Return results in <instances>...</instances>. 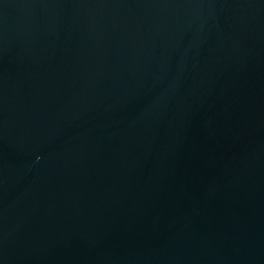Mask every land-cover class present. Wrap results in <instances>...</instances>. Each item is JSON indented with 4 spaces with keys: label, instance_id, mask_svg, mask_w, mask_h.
Here are the masks:
<instances>
[{
    "label": "water",
    "instance_id": "obj_1",
    "mask_svg": "<svg viewBox=\"0 0 264 264\" xmlns=\"http://www.w3.org/2000/svg\"><path fill=\"white\" fill-rule=\"evenodd\" d=\"M0 264H264V0H0Z\"/></svg>",
    "mask_w": 264,
    "mask_h": 264
}]
</instances>
